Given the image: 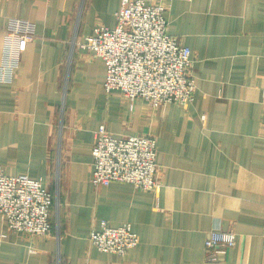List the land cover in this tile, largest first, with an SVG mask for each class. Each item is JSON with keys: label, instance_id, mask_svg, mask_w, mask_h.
Listing matches in <instances>:
<instances>
[{"label": "crops", "instance_id": "obj_1", "mask_svg": "<svg viewBox=\"0 0 264 264\" xmlns=\"http://www.w3.org/2000/svg\"><path fill=\"white\" fill-rule=\"evenodd\" d=\"M166 4L196 89L184 105L153 107L107 92L103 59L78 45L95 25L115 27L119 0H0L1 73L10 21L34 27L0 80V166L41 180L57 207L46 235L11 230L0 213V264H264V0ZM101 124L155 138L159 192L92 184ZM101 219L130 223L138 244L123 256L98 251L88 236ZM214 227L236 243L208 262Z\"/></svg>", "mask_w": 264, "mask_h": 264}, {"label": "built area", "instance_id": "obj_2", "mask_svg": "<svg viewBox=\"0 0 264 264\" xmlns=\"http://www.w3.org/2000/svg\"><path fill=\"white\" fill-rule=\"evenodd\" d=\"M116 25H95L93 33L78 43L92 51L106 66L104 88L119 90L127 101L142 98L153 107L165 103L186 104L194 97L196 84L191 74V49L168 33L166 0H119ZM31 22L12 19L5 37L4 64L10 80L18 54L33 34ZM10 57V61H9ZM156 140L152 135L118 137L101 124L94 132L91 147L94 186L113 181L132 184L142 191L159 192L162 182L156 163ZM54 199L39 179L26 174H8L0 166V213L11 230L46 235L52 229ZM88 240L98 251L125 255L138 244L130 223L111 225L101 219ZM236 243L232 230L214 227L204 240V258L218 261Z\"/></svg>", "mask_w": 264, "mask_h": 264}, {"label": "rangeland", "instance_id": "obj_3", "mask_svg": "<svg viewBox=\"0 0 264 264\" xmlns=\"http://www.w3.org/2000/svg\"><path fill=\"white\" fill-rule=\"evenodd\" d=\"M56 210H57V207L56 205H54V207L52 208V212L54 211V215L56 214Z\"/></svg>", "mask_w": 264, "mask_h": 264}]
</instances>
